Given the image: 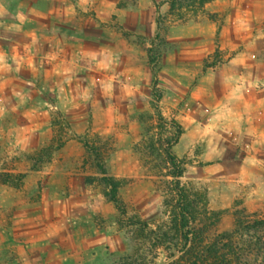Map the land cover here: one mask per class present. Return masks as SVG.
<instances>
[{
  "label": "rangeland",
  "instance_id": "374dc122",
  "mask_svg": "<svg viewBox=\"0 0 264 264\" xmlns=\"http://www.w3.org/2000/svg\"><path fill=\"white\" fill-rule=\"evenodd\" d=\"M237 3L0 0V264H115L137 241L146 249L172 225L161 187L175 124L182 181L221 216L216 230L264 217V150L242 140L240 163L229 122L245 48ZM158 252V264L180 255Z\"/></svg>",
  "mask_w": 264,
  "mask_h": 264
},
{
  "label": "trees",
  "instance_id": "16d2710c",
  "mask_svg": "<svg viewBox=\"0 0 264 264\" xmlns=\"http://www.w3.org/2000/svg\"><path fill=\"white\" fill-rule=\"evenodd\" d=\"M160 58V51L151 47L150 61L158 99H161L157 86ZM174 127L175 132L167 138L171 168L169 175L172 178H168L161 187L165 204L171 207L172 225L160 231L152 229L146 249L137 241L132 254L115 264H158L160 248L170 251L171 258L180 253L172 264H264V217L241 216L233 231L218 232L216 228L221 222V216L203 204V201L194 199L182 181L184 161L173 150V145L179 141L184 130L181 124H175ZM105 179L111 187V199L122 212L126 211L118 181L109 175Z\"/></svg>",
  "mask_w": 264,
  "mask_h": 264
},
{
  "label": "crops",
  "instance_id": "0c3cea01",
  "mask_svg": "<svg viewBox=\"0 0 264 264\" xmlns=\"http://www.w3.org/2000/svg\"><path fill=\"white\" fill-rule=\"evenodd\" d=\"M236 5L229 19L236 20L237 36L240 35L239 41L242 40L245 48L233 59L240 64V92L232 96L234 101H240V108L237 107L240 113L236 112L229 122L238 128L240 163H244L245 140L251 148L264 150V0H240ZM260 110L261 116L257 112ZM193 129L190 126L191 131H196V126Z\"/></svg>",
  "mask_w": 264,
  "mask_h": 264
}]
</instances>
